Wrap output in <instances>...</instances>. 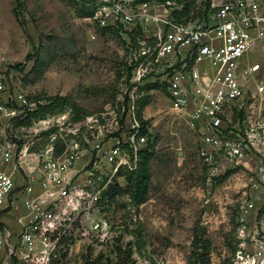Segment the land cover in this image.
I'll list each match as a JSON object with an SVG mask.
<instances>
[{"label":"built area","instance_id":"built-area-1","mask_svg":"<svg viewBox=\"0 0 264 264\" xmlns=\"http://www.w3.org/2000/svg\"><path fill=\"white\" fill-rule=\"evenodd\" d=\"M93 6L86 25L116 35L125 48L122 75L130 84L123 115L98 137L81 143L50 137L44 150L30 151L11 135L36 105L0 80V264L62 263L86 231V215L107 203L108 192L155 147L154 125L138 114L137 94L147 86L162 91L169 113L192 133L209 179L245 175L249 193L228 264H264V0H93ZM86 120L99 119L76 126ZM12 216L16 233L5 221Z\"/></svg>","mask_w":264,"mask_h":264},{"label":"rangeland","instance_id":"rangeland-1","mask_svg":"<svg viewBox=\"0 0 264 264\" xmlns=\"http://www.w3.org/2000/svg\"><path fill=\"white\" fill-rule=\"evenodd\" d=\"M85 3L0 0V80L25 91L37 113L16 122L11 137H22L30 151L44 150L50 137H80L79 143L83 137H98L99 131L115 127L116 114L118 120L123 115L122 98L129 96L125 84H130L122 75L125 48L116 35L86 25L90 5ZM18 64L23 69L15 68ZM56 97L70 104L63 107ZM137 98L142 117L150 118L157 135L147 199L135 206L129 194L117 189H127L126 179L118 181L114 198L86 215V231L67 247L61 264H83L100 255L102 264H115L118 249L129 244L136 264H190L199 230L211 241V264H228L235 250L237 214L249 193L245 175L209 179L198 161L195 138L169 113L162 91L145 88ZM49 103L57 107L53 113L40 108ZM74 104L98 122L76 126L86 117L76 120ZM47 132L51 134L43 136ZM15 218L5 221L16 233ZM140 227L145 244L138 254L133 235Z\"/></svg>","mask_w":264,"mask_h":264},{"label":"trees","instance_id":"trees-1","mask_svg":"<svg viewBox=\"0 0 264 264\" xmlns=\"http://www.w3.org/2000/svg\"><path fill=\"white\" fill-rule=\"evenodd\" d=\"M85 4L90 5V11H86V17L92 16L94 13L93 0H86ZM23 67H24L23 64H18L15 66V68L17 69H23ZM151 87L152 86H147L146 88L150 89ZM54 101L60 103L62 106L63 105L66 106L67 104H70L69 101H67L66 99H62L61 97H56ZM48 102H52V99L48 100ZM53 104L49 103L48 105L40 106V108L43 109L44 111L47 110L48 112L53 113L55 110H57V107L54 106ZM72 106H73L72 110L76 111L74 112V114L78 115L76 119L77 121L82 118L89 117L88 113L80 109L77 105L74 104ZM145 106L146 105L144 104L142 107H145ZM31 114L35 115L37 113L32 112ZM138 114L140 115V117H142V114L140 113L139 108H138ZM144 124H146V122H143V125ZM50 134H51L50 132H47V133H44L43 136H48ZM154 148L155 147L152 146L150 149L144 151L137 171L126 175L125 179H126L127 186H128L127 189H123L121 187L117 188L118 191L124 194L125 193L129 194L131 202L137 207L141 206L146 201L147 196H148L149 183L151 180L149 165H150V162L154 154L153 153ZM228 174H231V173H227L226 175ZM113 193H114L113 190L108 192L107 197L109 201L114 198ZM133 236L136 238V245H137L136 252L138 254H141L142 247L145 244L142 227H140L138 232L134 233ZM211 246H212L211 241L205 238L204 231L202 230L196 231L194 240L192 243L193 251L191 253L190 264H192V262L193 264H197L200 260H203L202 264H211V261H210ZM118 250L119 251L117 253L115 264H136V261L133 258L134 252L132 249V244H129L128 248L124 249L123 247H120ZM103 260H104L103 255H100L95 259H91V258L86 259V261L83 264H102Z\"/></svg>","mask_w":264,"mask_h":264}]
</instances>
